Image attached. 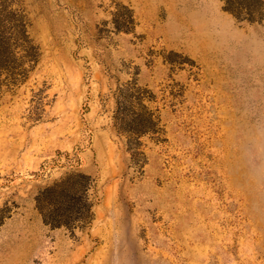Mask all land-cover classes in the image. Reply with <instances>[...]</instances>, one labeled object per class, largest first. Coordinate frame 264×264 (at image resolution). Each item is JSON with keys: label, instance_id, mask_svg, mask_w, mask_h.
Returning <instances> with one entry per match:
<instances>
[{"label": "rangeland", "instance_id": "obj_1", "mask_svg": "<svg viewBox=\"0 0 264 264\" xmlns=\"http://www.w3.org/2000/svg\"><path fill=\"white\" fill-rule=\"evenodd\" d=\"M261 1L0 0V264H264Z\"/></svg>", "mask_w": 264, "mask_h": 264}, {"label": "trees", "instance_id": "obj_2", "mask_svg": "<svg viewBox=\"0 0 264 264\" xmlns=\"http://www.w3.org/2000/svg\"><path fill=\"white\" fill-rule=\"evenodd\" d=\"M224 2V9L235 16L236 18H241L243 20H246L248 22H254L258 15H260V12L263 7V3L261 0H221ZM62 185L57 184L53 186L52 188L47 189V192L53 193L56 192V190L61 189ZM46 192V191H45ZM40 203V201L37 199V203ZM53 207H55V202L52 204ZM65 226V224L57 223L53 224V228Z\"/></svg>", "mask_w": 264, "mask_h": 264}, {"label": "bare ground", "instance_id": "obj_3", "mask_svg": "<svg viewBox=\"0 0 264 264\" xmlns=\"http://www.w3.org/2000/svg\"><path fill=\"white\" fill-rule=\"evenodd\" d=\"M190 1L194 2L195 0H190ZM192 2H190V3H192ZM194 4H193V6H194ZM202 13H203V8H199L195 14H202Z\"/></svg>", "mask_w": 264, "mask_h": 264}]
</instances>
